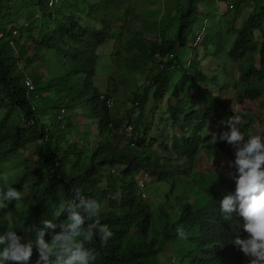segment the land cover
Masks as SVG:
<instances>
[{
    "label": "trees",
    "instance_id": "trees-1",
    "mask_svg": "<svg viewBox=\"0 0 264 264\" xmlns=\"http://www.w3.org/2000/svg\"><path fill=\"white\" fill-rule=\"evenodd\" d=\"M126 1L0 0V177L11 175L0 190L6 184L18 190L29 177L42 176L13 226L21 242H33L28 261L19 264H36V233L44 220L58 224L66 218L65 210L57 214L56 209L73 183L102 203L100 221L113 231L103 247L88 245L98 253L97 264H161L158 255L166 249L168 264H244L230 243L232 221L222 219L218 208V200L234 191V182L216 167L201 170L199 161L204 152L226 143L219 137L228 131L232 106L258 100L264 109L263 0H182L172 17V36H162L154 50L165 69L137 96L138 111L126 121L133 148L123 143L119 124L110 117L109 95L93 84L97 48L106 40L112 13ZM244 4L251 8L242 17ZM210 58L217 61L215 71L211 66L209 73L202 71L200 60ZM20 61L30 67L31 90ZM170 68L180 75L162 114L154 118L150 112L168 90ZM206 80L211 87L203 86ZM31 98H39L38 103ZM59 107L71 110L66 121L55 113ZM45 109L51 111L49 122L40 117ZM29 145L35 159L31 164L24 159L21 166L16 159ZM179 175L189 177L205 200L190 199L175 212L168 195ZM147 178L169 186L158 214L141 197L140 182ZM7 210L0 209V218ZM232 219L242 222L235 212ZM178 225L189 232L187 239H177ZM55 230L45 228L44 239Z\"/></svg>",
    "mask_w": 264,
    "mask_h": 264
},
{
    "label": "rangeland",
    "instance_id": "rangeland-1",
    "mask_svg": "<svg viewBox=\"0 0 264 264\" xmlns=\"http://www.w3.org/2000/svg\"><path fill=\"white\" fill-rule=\"evenodd\" d=\"M182 0H127L126 3L119 8V10L112 13L111 26L108 31L105 42L97 48L98 59L95 66V76L93 84L103 94H108L111 103L106 105L110 117L114 119L117 128L120 130L124 139V144H128L129 148H133V144L127 141L131 133V129L126 125L127 118L133 116L138 111L137 96L142 95L144 90L152 82L153 76L160 71H164L160 65V55L155 50V46L163 37L169 38L173 34L175 12L180 6ZM264 6V0H263ZM220 10L224 9L223 5H219ZM251 6L244 4L241 8L242 17L250 10ZM199 35V33H196ZM232 39H229L225 45L227 49ZM189 48L184 49L183 58L186 62L189 59ZM137 55L134 58V55ZM200 56V54H198ZM224 54L221 58H224ZM19 68L31 80L30 67L25 68L23 61L18 62ZM217 66V61L213 58L200 60L199 68L204 72H210L209 67ZM169 84L168 90L162 96L157 108L150 112L154 118H158L162 111L165 109V100L171 92L173 85L178 79L180 72L175 68L169 69ZM46 74V73H45ZM48 77V74L46 75ZM33 85V84H32ZM261 81H255L254 86L258 89L262 88ZM205 87H211L209 81L203 83ZM32 89V88H31ZM28 89V90H31ZM216 91V89H215ZM151 90H149V93ZM32 102H37L39 98H31ZM151 103L148 98L147 103ZM256 101H246L241 105L235 104L231 107L232 113H237L242 117L243 124L241 130L247 134L261 133L264 134V109L258 105ZM78 111L77 108L73 110L74 113ZM71 112L70 109L57 108L55 113L62 115L66 121L67 115ZM51 111L45 109L40 112V117L49 122ZM59 123V121H58ZM79 127L75 126L74 131L77 133ZM115 128H113L114 130ZM95 124H93L88 139L91 140L92 134H95ZM177 131V129H176ZM191 129H186L190 132ZM205 131L209 132V128ZM32 147V148H31ZM34 146L29 145L20 156L16 159L25 165L24 159L31 162L35 159L33 151ZM31 148V150H30ZM132 150V149H129ZM234 159V149L228 143L214 151H206L202 154L200 159L199 168L216 167V170L221 177L231 180L232 175L235 174L234 166L229 165V162ZM214 165V166H212ZM205 168V170H206ZM41 175L29 177L27 182L32 183V191L26 195L21 202L9 201L5 206L8 210L5 215L0 218V231L5 229L9 223V217L19 219L21 213L26 210L27 206L32 202L33 192L36 190ZM176 187L172 193L168 195V199L172 204L175 212H178L180 205L190 199L205 200L203 191L195 185L189 177L179 175L176 176ZM11 182V175H1L0 183ZM141 186V197L153 208L158 214L161 209L158 206L161 204L165 193H168L169 186L166 183L156 182L147 178L145 184ZM20 190V188L18 189ZM169 206V203H168ZM167 209V208H166ZM169 210V208H168ZM177 216L172 214V218ZM168 245V244H167ZM243 255V254H242ZM159 261L161 264H168L171 254L168 249L159 254ZM247 258L243 256L244 264Z\"/></svg>",
    "mask_w": 264,
    "mask_h": 264
},
{
    "label": "clouds",
    "instance_id": "clouds-1",
    "mask_svg": "<svg viewBox=\"0 0 264 264\" xmlns=\"http://www.w3.org/2000/svg\"><path fill=\"white\" fill-rule=\"evenodd\" d=\"M228 131L222 132L219 139L234 149V159L229 162L234 166V191L223 195L218 200L222 219L232 221L234 235L230 243L244 257L246 264H264V134L245 135L240 115H233L227 121ZM216 137H212L215 142ZM32 183L25 182L20 190L12 184H6L0 190V209L9 201L21 202L31 193ZM70 196L59 201L56 209L66 211V218L58 224L44 220L35 238L36 264H97L98 253L89 247L96 243L103 247L113 236L111 228L100 221L102 203L82 193L81 188L73 183ZM235 212L242 222L232 219ZM7 227L0 231V264L28 261L33 250V242H21V237L13 230L19 219L10 216ZM56 229L47 241L44 229ZM177 239L184 240L190 235L183 226L175 229ZM243 232V235L240 233Z\"/></svg>",
    "mask_w": 264,
    "mask_h": 264
},
{
    "label": "built area",
    "instance_id": "built-area-1",
    "mask_svg": "<svg viewBox=\"0 0 264 264\" xmlns=\"http://www.w3.org/2000/svg\"><path fill=\"white\" fill-rule=\"evenodd\" d=\"M24 83H25V85H26V87L28 89H31L32 88V82L30 81V79L27 76L25 77ZM105 103H107V104H110L111 103L110 97H108V98L105 99Z\"/></svg>",
    "mask_w": 264,
    "mask_h": 264
}]
</instances>
